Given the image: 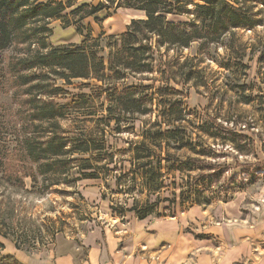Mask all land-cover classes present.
Returning <instances> with one entry per match:
<instances>
[{
	"label": "rangeland",
	"instance_id": "374dc122",
	"mask_svg": "<svg viewBox=\"0 0 264 264\" xmlns=\"http://www.w3.org/2000/svg\"><path fill=\"white\" fill-rule=\"evenodd\" d=\"M54 1H63L66 9L48 22L49 30L44 34L48 46L79 43L87 37L92 40L101 33L118 35L133 19L146 17L142 10L118 7L117 1ZM229 1L237 5L236 0ZM101 2L107 7L86 15ZM241 2L254 27L229 30L223 43L203 50L197 42L185 49L172 47L168 52L162 47L164 59L178 55L180 63L187 62L185 72L192 68L191 79L181 77V84L171 82L182 90L177 96L184 101L183 105L175 104L172 118L162 114L159 98H155L147 112L118 110L122 123L118 131L116 121L108 119V99L86 86L100 82L72 78L69 84L57 79V85L66 89L56 97L58 102L71 105L83 96L87 98L81 109L70 111L61 120L71 135L92 146L91 151L76 156L89 158V162L72 164L73 171L87 175L78 171L69 182L46 189L42 175L34 182L30 177L8 179L0 171V264H28L33 256L55 262L65 252L85 263L89 258L85 242L99 241L103 247L110 234L129 233V229L120 228L122 223L137 222L140 231L146 232L155 222L166 220L174 222L177 232L192 241L207 239L223 246L226 238L217 232L218 226H248L255 233L239 242H251L252 255L259 260L254 255L264 252V0ZM82 4L87 5L78 13L72 12ZM192 16L168 17L180 22ZM17 53L15 48L0 52V153L9 151L11 156L17 146L14 116L18 104L12 98L5 65ZM160 127L162 135L157 132ZM169 129L174 132L168 134ZM188 137L196 150L188 145L180 147ZM143 142L146 148L138 151L152 150L155 156L151 164L144 165V159L136 158L137 146ZM203 148L208 155L196 152ZM104 152H112L113 161L107 154L101 159L92 155ZM168 153L167 161L164 157ZM189 157L211 160L215 168L188 169ZM156 167L161 176L153 175L151 180V169ZM203 171L216 172L220 186L216 181L209 187L207 179L203 183ZM142 215L146 217L142 219ZM136 251L143 253L142 247Z\"/></svg>",
	"mask_w": 264,
	"mask_h": 264
},
{
	"label": "trees",
	"instance_id": "16d2710c",
	"mask_svg": "<svg viewBox=\"0 0 264 264\" xmlns=\"http://www.w3.org/2000/svg\"><path fill=\"white\" fill-rule=\"evenodd\" d=\"M107 1L113 4L117 1L118 7L142 10L146 17L133 19L127 29L118 35L101 33L92 40L87 37L79 43L48 46L44 36L49 30L48 22L64 12L66 6L63 1L0 0V52L11 48L18 51L10 56L5 65L12 98L18 104L14 116L18 123L14 129L17 142L15 153L13 156L9 151L0 153V171L6 178L23 180L30 177L37 182L42 175L47 183L44 187L48 189L59 182L70 181V177L79 171H73L72 164L89 162V158L76 156L91 151L92 146L71 135V130L61 123L72 113L70 111L81 109L87 98L83 96L71 105L58 102L56 97L66 93L64 87L57 85L58 78L69 84L72 78L100 82V85L87 83L86 86H91L95 94L108 99V119L116 121L118 131L122 125L118 110L147 112L152 109L155 98H159L158 106L162 114L172 118L176 115L175 104L183 105L184 101L177 96L183 94L182 90L171 82L181 84V77L185 81L191 79L192 68L185 72L187 62L180 63L178 55L164 59L162 47L165 46V52H168L172 47L185 49L197 42L199 49L203 50L207 46L223 43L225 32L229 30L254 27V20H248L241 0H236L237 5L229 0ZM84 5L87 4L74 8L72 12L78 13ZM105 7L101 2L88 10L86 15H94ZM191 14L193 16L188 21L177 22L168 17ZM187 60L188 57L185 58ZM130 79L135 81L130 82ZM157 132L162 135L161 127ZM167 132L174 131L169 129ZM194 144L188 137L180 147L188 145L196 150ZM141 148H146L144 142L142 146H137L136 158L144 159V165L151 164L155 154L152 150L139 152ZM196 152L208 155L206 148ZM105 154L109 161H113L112 152L92 153L97 159ZM158 157L161 160L162 154ZM169 157L168 153L164 159L168 161ZM187 163L188 169L215 168L212 161L206 158L189 157ZM155 169H151V180L155 178L153 175L161 176L160 169ZM79 173L87 175L86 172ZM200 176L203 183L207 179L209 187L218 179L216 172L203 171ZM145 217L141 216L142 219Z\"/></svg>",
	"mask_w": 264,
	"mask_h": 264
},
{
	"label": "crops",
	"instance_id": "0c3cea01",
	"mask_svg": "<svg viewBox=\"0 0 264 264\" xmlns=\"http://www.w3.org/2000/svg\"><path fill=\"white\" fill-rule=\"evenodd\" d=\"M120 223V222H119ZM131 222L120 227L129 229L125 236L110 234L103 242H85L88 246L89 258L86 262H78L73 253H60L55 262L39 256L27 260L28 264H264V252L252 255V244L247 241L255 232L248 226H218V233L226 238L223 245H216L207 239H194L182 236L177 226L169 220L155 222V226L140 231ZM164 225V226H163ZM234 225V224H232ZM163 226V227H162ZM165 226L167 228H165ZM252 229V230H251ZM124 236V237H123ZM123 237V240H121ZM239 239L241 241L239 242ZM221 242V241H220ZM227 244H226V243ZM164 246V247H162ZM142 247V255L136 250ZM246 258V259H245Z\"/></svg>",
	"mask_w": 264,
	"mask_h": 264
},
{
	"label": "built area",
	"instance_id": "2783aa9c",
	"mask_svg": "<svg viewBox=\"0 0 264 264\" xmlns=\"http://www.w3.org/2000/svg\"><path fill=\"white\" fill-rule=\"evenodd\" d=\"M242 264H248V263H242Z\"/></svg>",
	"mask_w": 264,
	"mask_h": 264
}]
</instances>
